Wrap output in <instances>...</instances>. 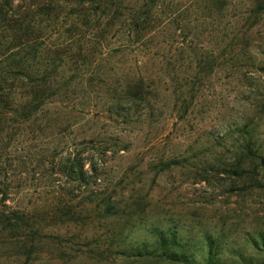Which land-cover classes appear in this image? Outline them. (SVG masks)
Wrapping results in <instances>:
<instances>
[{
  "label": "rangeland",
  "instance_id": "374dc122",
  "mask_svg": "<svg viewBox=\"0 0 264 264\" xmlns=\"http://www.w3.org/2000/svg\"><path fill=\"white\" fill-rule=\"evenodd\" d=\"M46 1L2 3L21 24V11L31 16ZM259 2L221 0L218 11L203 12L200 0H179L169 64L150 59L139 68L154 77L148 111L109 120L92 98L75 106L89 113L73 112L77 123L65 129L21 124L5 151L20 159H2L0 264H264ZM2 39L21 50V31L6 28ZM45 110L43 121L64 112L58 103ZM66 156L99 174L67 175ZM18 206L22 222L3 224Z\"/></svg>",
  "mask_w": 264,
  "mask_h": 264
},
{
  "label": "trees",
  "instance_id": "16d2710c",
  "mask_svg": "<svg viewBox=\"0 0 264 264\" xmlns=\"http://www.w3.org/2000/svg\"><path fill=\"white\" fill-rule=\"evenodd\" d=\"M200 1L203 6H198L197 11L220 9L221 0ZM178 2L68 0L66 9L61 2L47 0L31 16L21 11L20 24L11 22L0 0V174L3 156L15 163L20 159L5 151L21 124L29 127L41 120L38 126L65 129L77 123L73 112H85L75 106H88L86 102L92 98L102 102L97 107L109 120L116 119L114 115L125 121L130 113L148 111L150 100H155L157 94L154 77L139 68L150 59L159 63L165 60L171 27L178 25L176 13L181 15L178 10L182 11ZM263 7L264 0H260L256 10ZM6 28L21 31L20 51L11 50L8 39H2ZM206 61L205 64L210 60ZM165 63L169 64V60ZM53 103L60 104L64 112L60 115L54 110V116L43 121L42 116L48 112L46 105ZM126 103L130 106L123 108ZM100 155L102 152L97 156ZM65 160L63 167L69 176L84 180L99 174L94 167L91 173L84 170L80 157L66 156ZM24 212L20 206L14 208L2 217L3 224L17 226ZM156 235L162 244L167 243L169 237L163 232Z\"/></svg>",
  "mask_w": 264,
  "mask_h": 264
}]
</instances>
